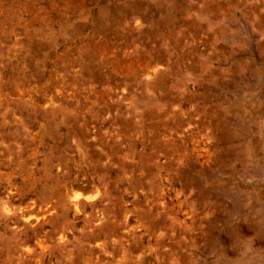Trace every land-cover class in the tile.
I'll return each instance as SVG.
<instances>
[{
	"label": "rangeland",
	"instance_id": "rangeland-1",
	"mask_svg": "<svg viewBox=\"0 0 264 264\" xmlns=\"http://www.w3.org/2000/svg\"><path fill=\"white\" fill-rule=\"evenodd\" d=\"M0 264H264V0H0Z\"/></svg>",
	"mask_w": 264,
	"mask_h": 264
},
{
	"label": "bare ground",
	"instance_id": "bare-ground-1",
	"mask_svg": "<svg viewBox=\"0 0 264 264\" xmlns=\"http://www.w3.org/2000/svg\"><path fill=\"white\" fill-rule=\"evenodd\" d=\"M87 201H88V200H87ZM7 207H8V206H7ZM77 207H78V206H77ZM80 207H81V206H80ZM2 208H3V207H2ZM4 209H5V208H4ZM5 210H6V209H5ZM8 211H9V210H8ZM5 212H6V211H5ZM5 212H4V213H5ZM52 212H53V211H51V213H52ZM46 218H47V217H46ZM44 220H45V219H44ZM36 222H37V221H36Z\"/></svg>",
	"mask_w": 264,
	"mask_h": 264
}]
</instances>
